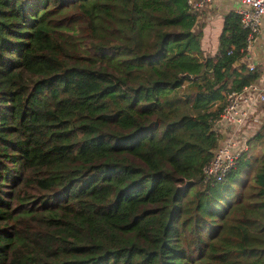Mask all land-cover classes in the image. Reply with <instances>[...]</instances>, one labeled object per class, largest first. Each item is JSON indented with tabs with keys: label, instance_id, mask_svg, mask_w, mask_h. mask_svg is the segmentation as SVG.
I'll use <instances>...</instances> for the list:
<instances>
[{
	"label": "trees",
	"instance_id": "obj_1",
	"mask_svg": "<svg viewBox=\"0 0 264 264\" xmlns=\"http://www.w3.org/2000/svg\"><path fill=\"white\" fill-rule=\"evenodd\" d=\"M186 0H0V264H264V120L222 181L225 93L256 83ZM188 182V184L186 183Z\"/></svg>",
	"mask_w": 264,
	"mask_h": 264
},
{
	"label": "built area",
	"instance_id": "obj_2",
	"mask_svg": "<svg viewBox=\"0 0 264 264\" xmlns=\"http://www.w3.org/2000/svg\"><path fill=\"white\" fill-rule=\"evenodd\" d=\"M186 2L191 10L201 12L213 0ZM242 4L243 7L238 9L237 14L242 27L248 31L245 56L242 60L252 71L256 67L252 47L264 16V12L261 11L264 9V2L257 5L256 0H243ZM220 117L216 122L215 131L221 137V141L202 168L205 180L222 181L227 172L236 165L240 155L247 150L248 140L264 120V86L252 83L239 92L225 93V106Z\"/></svg>",
	"mask_w": 264,
	"mask_h": 264
},
{
	"label": "crops",
	"instance_id": "obj_3",
	"mask_svg": "<svg viewBox=\"0 0 264 264\" xmlns=\"http://www.w3.org/2000/svg\"><path fill=\"white\" fill-rule=\"evenodd\" d=\"M243 7L240 0H213V2L199 13V30L203 31V36L207 39L204 42V54L216 55L218 53L219 36L222 32L224 17L230 13H237ZM215 37V40L212 38ZM211 41V45H207ZM254 62L261 69V76L256 81L264 86V16L261 20L260 30L252 47ZM241 62H244L241 60Z\"/></svg>",
	"mask_w": 264,
	"mask_h": 264
},
{
	"label": "rangeland",
	"instance_id": "obj_4",
	"mask_svg": "<svg viewBox=\"0 0 264 264\" xmlns=\"http://www.w3.org/2000/svg\"><path fill=\"white\" fill-rule=\"evenodd\" d=\"M197 28L199 29V25L197 26ZM201 32V37H200V45H201V49L204 51V48H206V46L204 47V42L205 40L207 39L205 36H203V31H200ZM212 40H215V37L212 38ZM207 45H211V41H207Z\"/></svg>",
	"mask_w": 264,
	"mask_h": 264
},
{
	"label": "clouds",
	"instance_id": "obj_5",
	"mask_svg": "<svg viewBox=\"0 0 264 264\" xmlns=\"http://www.w3.org/2000/svg\"><path fill=\"white\" fill-rule=\"evenodd\" d=\"M242 2H243V0H241V3H242ZM261 2H264V0H256L257 5H258L259 3H261ZM261 11L264 12V9H261Z\"/></svg>",
	"mask_w": 264,
	"mask_h": 264
},
{
	"label": "water",
	"instance_id": "obj_6",
	"mask_svg": "<svg viewBox=\"0 0 264 264\" xmlns=\"http://www.w3.org/2000/svg\"><path fill=\"white\" fill-rule=\"evenodd\" d=\"M188 184V182H186Z\"/></svg>",
	"mask_w": 264,
	"mask_h": 264
}]
</instances>
